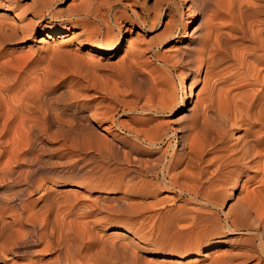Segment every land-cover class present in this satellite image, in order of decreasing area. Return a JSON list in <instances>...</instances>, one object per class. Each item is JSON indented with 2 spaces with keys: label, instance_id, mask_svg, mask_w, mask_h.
<instances>
[{
  "label": "bare ground",
  "instance_id": "bare-ground-1",
  "mask_svg": "<svg viewBox=\"0 0 264 264\" xmlns=\"http://www.w3.org/2000/svg\"><path fill=\"white\" fill-rule=\"evenodd\" d=\"M24 1L26 0H0V57L6 45L17 41L25 42L26 37H31L32 40L42 43V45H50L48 38L59 36L61 39L56 48L58 56L65 51L64 45L74 44L75 48L73 49H84L83 57L86 60H108L118 50L122 33L129 30L131 35H129L127 40L124 60L134 63L138 67H143V64L146 63L144 62V56L151 50L148 45L135 50L138 34H132V31L141 29L139 23L148 22L151 23V26H154L160 21L164 5L180 11L184 3L187 2L188 9L185 13V18L182 19V31H173L176 17L172 12H168L167 21L164 25L165 31L168 32L162 36L161 41L158 43L159 46L172 42L177 44L184 38L188 27L192 23L191 19L193 18H190L189 15L191 12L194 13L193 6L198 3V0H153L148 7L146 5L147 0H79L77 5L68 6L64 12L74 18L80 17L82 19L81 22L62 25L59 28L40 27L34 35V25L32 22H25L26 15L32 14V16H36L46 10L60 14V9V11L54 9V3L57 1L62 3L64 0ZM202 1L203 3L211 4L213 8L224 9V12L226 10L224 7L226 6L225 14L228 12L227 14L230 17H228L229 24L226 25L227 20L226 22L223 21L226 26H223L222 24L224 23L222 22H220L221 27L218 23L210 24L211 27L208 29L207 38L202 40V42H197V45L194 44L189 48L185 46L181 49L174 48L175 56L184 59L186 63V70L180 78V83L188 91L183 93L181 103L177 105V110L187 112L188 102L195 94L193 91L199 81L198 75L200 72L204 71L205 81L210 77L214 79V77L220 76L226 70L229 71L226 66L224 69L219 67L223 70H218L217 63H213V59L216 56L221 61L226 62L233 59L236 62L235 64L243 65V69L252 79L251 85L255 88L253 90L254 95L251 94L253 96L252 100L249 97L248 100L251 101L244 105L240 100V103L235 102L233 99L236 95L226 91L225 95L223 94L222 96L224 98L227 96L231 99L233 102L231 106L233 105L232 108L235 114L229 110L228 101L226 100L219 102L216 109H212L211 105H205L203 102L200 106L194 105V112L199 111L192 115L188 124H184L186 132H182L178 136L175 132L171 134L173 130H170L165 123H154L151 118H140L136 122V127L131 124L132 122L127 123L126 120H119L116 117L118 111H122V114L127 111L146 115L151 113L163 114L170 109V104L174 98L166 100L161 92L156 91L155 81L159 76H154V69L147 76L141 73L142 77L138 87L133 86L135 87L133 89H137V91L134 90L135 92L132 91L135 97L140 98L142 90L145 89V103L143 102L142 105H140L141 103L139 105H131L137 102L135 98L131 104L129 103L125 106L121 96L120 99L116 94L113 96L116 103H113V105L110 103L105 104L106 106H111L104 108V111H101L102 113L100 112L101 117L108 122V126H104V129L115 127L119 129L120 133L124 134L122 137L120 136V141L118 140L119 143L116 144L115 142H110V140L98 138L96 133L88 128L87 121H85L87 126L80 124L81 128L79 130L77 127V129L72 127L74 122L71 124L72 126H63L59 120L60 114L58 115L56 108L53 107L57 103L49 105L52 106L51 109L48 107L50 112H48L49 109H45L47 106L42 104L44 95L42 88H49L55 81L53 76L49 77L50 74H44L49 67L39 70L41 73L32 72L27 65L24 66L25 63H21V60L19 61L12 57L8 59V57L6 58L3 55L6 59L0 60V185L4 188V192L0 194V262L7 264H43L40 263L43 256L60 250L53 261L48 264H86V260L89 261V264L175 263L179 262L180 259H185L187 257L186 254L183 252L173 255L165 254L153 247L145 250L144 253L147 256L159 257V259L158 261L147 260V257L140 253L143 248L137 243H133L134 240L129 235V232L131 231L134 236H140L142 235L140 232L145 231L144 225H146V228L153 230L155 234L164 233L165 235L168 233L170 235L167 232L169 230L167 225H170L172 221L182 219L185 222L188 221V224L185 223L189 227H187L188 232L185 233L181 229L175 236L189 235V232H195L197 235L198 231L201 232L202 229H206L208 226L212 227V224L220 222H222V229L230 234L242 232L249 235L253 231L252 238L253 241H258L257 248L245 249L243 253L250 258H256V264H261L262 257L264 259V68L262 69L264 65L261 67V64H264V20H259L257 14L261 13L264 15V0ZM116 6L123 7V10L115 9ZM202 9L204 10V8ZM128 10L134 15V18L127 16ZM208 12L210 13L212 10ZM246 13H249V16L256 17L257 20L255 18L251 19L252 17H245L247 19L245 24L244 14L248 15ZM219 15L221 16V14ZM209 16L206 19H210ZM221 18H224V16ZM248 20L250 21L248 22ZM94 21L101 23L106 28L113 23L117 33L111 41L108 38L104 42L98 39L97 35L100 32V28ZM91 30L95 33L86 43L88 37H86L85 33ZM221 36L229 42L241 39L249 41L250 44H246L243 48L242 46L234 48L233 46L236 45L231 44L232 46L228 45L229 48H227L226 44L229 43L226 42L225 44L223 41L226 47L225 45L223 46L220 40ZM230 47L233 48L231 52H229L230 50L228 51V49H231ZM97 53H100V55ZM168 57L163 55L159 59L167 66ZM84 59L81 58V60ZM76 65L75 63V67ZM25 73L29 75V78L33 76L32 80H23L21 77ZM59 74L62 75L63 73ZM250 78L249 80H251ZM142 87L145 88L142 89ZM249 87L250 89L252 88L250 85ZM73 88L75 89V87ZM110 88L113 87L111 86ZM213 88L214 85L211 84L209 89L213 90ZM167 91L166 94H169L170 91ZM70 93H73L75 97L78 95V90L75 89L70 91ZM199 95V93L195 94L197 101ZM48 113H51V117L49 115L50 118ZM197 113L200 114L199 120H202L201 124L197 119ZM96 115L98 114H94V116ZM228 122L236 129L243 130V134H241L242 136L237 144L220 146L222 145V139L225 137V127ZM50 143L59 144L58 147L52 148L53 153H56V155L58 152L61 153V150L62 152L63 150L68 151V155L72 152H92L93 155L87 158L86 162L90 166L83 168L85 166L77 165V171L84 170V174L90 177H97L99 176L98 173H100L101 177L106 180L105 185L109 189L108 193L122 190L125 193L141 192L147 195L166 190L177 193L178 197L182 198L185 203H179L172 210H164L166 201L162 198H156L154 213L148 214L140 203H129L122 196L114 201L112 199L113 202L110 205L103 203V200L107 198L92 200L91 204L88 202L89 204L82 206V215L84 214L91 218L93 217L92 213L96 211L106 212L117 215L123 221L127 220V217H136L137 221L135 222L137 223H130L132 228L128 227V223L126 228L110 226L108 228L114 230V237L103 240L95 232L93 224L90 225L88 223H96L99 219H94L93 217L88 221L81 222V225L88 229H83L86 232L88 231V238L85 240L83 237L84 239L81 240H88V242L84 245H82V242L81 246L83 247L81 249L78 247L80 244L72 240V236L70 239L69 236H65L62 239L58 238V232H63L60 230L56 231L57 227L61 229L60 225L62 222L60 224L57 222L58 225L56 224L57 220L62 221V219L58 218L60 216L56 217L58 218L56 219L55 214L53 217L55 222H52L54 221L52 219H48L52 220L49 222L44 211H34L30 204L25 203L26 199L32 196L34 192L41 193L39 197L45 195L51 188L48 181L62 180L66 176L65 174H68V170L71 171L75 168L78 161L76 158L77 160L68 162L69 156L68 158L65 156L67 159L66 161L63 160L65 162L62 160H60L62 162L50 160L51 162L46 163L47 161L42 155L49 150L47 147ZM208 154L209 157L210 155L212 157L209 160L206 159V162H215L217 166H214V168L216 167L214 171L206 175L204 173L205 168H200L201 166L199 167V165L204 163L203 159ZM179 167L181 169H178ZM198 167L200 170H196ZM249 170L253 174H247V179L243 181L242 176ZM83 183L78 182V185L86 186L85 184L89 182ZM224 185L227 186L226 195L224 194L226 196L225 201L227 199H235L234 202L236 203L230 204L227 210L219 216V213L213 208L222 212L220 197L223 196V193L220 194L219 191L221 190L219 189L222 188L223 190ZM13 187H17V189L13 190ZM240 187L245 193L243 192L244 195L238 197L237 193L239 190L241 191ZM183 193L190 195L191 198H185ZM186 202L194 203L196 207H191L193 206L191 205L190 209H188L186 208L187 205H185ZM61 207L59 206V209ZM62 212L64 213V211ZM221 216L224 219L220 218ZM248 219L249 221L251 220L253 228L248 227L247 224L250 223ZM74 221H77V219ZM48 222L56 224L57 227L55 224L53 226L56 227L54 229L56 231L55 234L53 227ZM179 222L181 221L179 220ZM178 225L180 224L177 223ZM76 226L80 227L79 224H76ZM79 227H75V230L79 231ZM85 231H82V233ZM77 234L80 235V233ZM55 235L57 238H55ZM179 238L182 239V237ZM156 239L155 242H157ZM139 241H142V239H139ZM220 245L219 239L212 241L209 238H205L200 242H196L193 254L187 257V264H196L198 257H206L209 260L207 264H231V259L233 258L230 257L232 256L229 253L230 251L218 250ZM209 251L211 252L209 253ZM18 259L26 262H18Z\"/></svg>",
  "mask_w": 264,
  "mask_h": 264
},
{
  "label": "rangeland",
  "instance_id": "rangeland-1",
  "mask_svg": "<svg viewBox=\"0 0 264 264\" xmlns=\"http://www.w3.org/2000/svg\"><path fill=\"white\" fill-rule=\"evenodd\" d=\"M27 1H30V0H26L24 2H27ZM152 1L153 0H147L146 5L149 7V5H151ZM78 3H79V0H64V1H62V3H61V1H57L56 3H54V9H57V10L60 9L61 10V11L59 10L60 14L59 13L58 14L53 13L52 11H47V10L42 12V13H38L36 16H32V14H28L25 17V22L28 21L27 23H29V22L33 23V25H34L33 34L34 35L36 34L37 30L40 27L50 26L52 28H59L62 25H71V24H74L76 22L79 23L82 20V19H80V17H76L77 18L76 19V18L71 17L70 15H68L64 12L65 8H67L68 6L77 5ZM198 3H197V5L194 4V6H193L194 13L191 12L189 15L190 18H193V19H191L192 23L188 27V29L184 35V38L181 39L180 42L177 44L172 42V43H169V44L164 45V46L158 45V43L162 39V36L164 34L166 35V33L168 32V31L166 32L165 28H164V25L167 21V13L168 12H172L174 14V16L176 17V19H175L176 24L173 26V31L174 32H176V31L181 32L182 31V27H181L182 26V19L185 18V15H186L185 13L188 9V3L187 2L184 3L183 8L181 9L182 11L181 10L177 11V10H174L170 6L164 5L163 13L160 17V21L156 25L151 26V23H148V22L144 23V24L139 23L141 26V29H139V30L134 29V31H132V34H135V33L138 34V39L136 41L135 50H138L137 48H139V47L143 48L147 45L151 49L150 52L146 53V55L144 56L145 57L144 62H146V63L143 64V67H138L137 65L135 66L134 63H130L129 61L124 60V52L127 48V40L129 38V35H131V32L129 30L122 33L121 42H120V45L118 46V50L116 52H114L113 56L110 57V59H108V60H98V59H94L95 61L94 60H86L83 57L84 49L83 48L73 49V48H75L74 44L64 45L65 51L60 53V55L58 56L56 53V48H57V45L60 43L59 41L61 38H59V36H55L53 38H48L49 44L51 43L50 45H42V43H39L37 41L32 40L31 37H26V39H25L26 41L22 42V43L20 41H17V42L11 43L9 45H6L2 51L3 53H2V56L0 57L1 58L0 60H3V59L5 60L7 57H8V59L9 58L11 59V57H12V58H15L16 60L17 59L19 61L21 60L22 61L21 63H25L24 66L27 65L28 69L31 70L32 72L37 71V72L41 73V71H39V70H42V69L44 70V68L49 67L50 70L48 69V71H45L44 74H48V75L50 74L49 77L53 76V78H55L54 79L55 81L50 85L49 88H44V87L42 88V91L44 94L42 97V99H43L42 104H43V106H47L46 108L45 107L44 108L45 109H49V108L51 109L52 106H49V105H53L54 103H57V105H54L53 107L56 108L58 115L60 114L59 120L62 122L63 126L69 127V126L73 125L72 127L74 129L77 127L79 130V128H81L80 124H84L86 126L88 124V128L91 131H93L94 133H96L98 138L104 139L107 141L110 140V142H113V143L115 142L116 144L119 143L120 136L122 137L124 134L120 133L119 129H116L115 127H109L108 129H104V126H108V122L104 118L101 117V113L104 111L103 109L110 107L111 105H113V103H116V100L114 102L115 97H113L116 94L119 96V98L121 96L122 99L121 98L120 99L124 102L125 106L128 105L129 103L131 104L135 100V98H136L137 102H134L131 105H134V104L139 105L140 103H141L140 105H142L143 102L145 103L146 102V98H145L146 96H144V95H146V94H144L145 93V89H144L145 87H142V89H144V90L141 89L142 95L139 98V97H135V95H134L135 91L134 90L137 91V89H133V88H135L133 86L138 87V83L140 82V79L142 77L140 75L141 73H144L147 76V74L150 71H153V69H154V76H159L156 79L157 82L155 81L156 91L161 92L166 100H171L172 98H174L173 102L170 104V109L167 110L166 112H164L163 114L162 113L161 114L160 113H151V114H146V115H142V113H138V112H127V111L123 112L124 114H122V111H118L116 113V117L119 120H123V119L126 120L127 123L132 122L131 124L132 125L134 124L133 126L137 125L136 122H138L140 118H145V117L149 118V119L151 118L152 120H154V123H165V125L168 126L170 130L171 129L173 130V131H171V134H172V132H175L176 135L178 136L182 132H186L185 131L186 126H184V124H188L189 121L191 120L192 115L199 111L197 109L198 111L194 112V105L200 106V104H202V102H203L205 105L206 104L209 106L211 105L212 109L213 108L216 109L219 102L226 100V101H228L227 106H228L229 110H231V112H232L234 110L232 108L233 105L231 106V104H233V102L231 101V99L229 97L225 96L226 98H224V96H222V95L223 94L225 95V92L228 91V92H230V94L236 95V97L233 99L235 102L240 103V101H241L244 105H246L247 102L252 100L253 96H251V94L254 95L253 90L255 89L254 87H252V85H251L252 79L250 78V75H248V73H246V71L243 69V65L235 64L236 62L233 59H230V60L224 62V61L219 60V58L216 56L215 59H213V63L214 64L217 63L216 64L217 68L221 67L224 69L226 66V68L229 71H227V70L224 71L225 74L222 73L220 76L214 77V79H211L212 77H210V78L206 79L207 81L206 80L204 81V77H205L204 71L200 72V74L198 75L199 81L196 83V86H195L194 91H193L195 94H198V93L200 94L198 101H197V96H195V94H194V96L191 99H189L187 112L182 111V110L181 111L177 110L178 109L177 105H179L181 103V98L183 97V93H185V91L186 92H188V91H187V88L185 90V88H183V86L180 83V78L183 76L182 74L186 70V63H185L184 59H181L180 57L175 56V52L173 51L174 48L181 49L184 46L189 48L190 46H193L194 44L197 45V42H202V40L207 38L208 29H210L212 24L218 23L220 26V22L224 23V22H226V20H227L226 25L229 24L228 23L229 15L227 14L228 12L225 14V12L227 10L226 6L225 7L223 6L226 9L224 12L223 11L224 9L213 8L211 4L203 3L202 0H198ZM204 4L207 5L208 7L205 6ZM122 8L123 7H121V6L115 7V9H117V10H123ZM202 8H204V10ZM209 10L210 11L212 10V12L209 13L208 12ZM215 10H217L218 12ZM179 12H181V13H179ZM215 14L216 15L218 14V15L216 16ZM219 14H221V16ZM246 14H248V15L244 14V18L245 17L246 18L252 17L251 19H254V18L256 19V17H253L252 15L249 16V13H246ZM209 15H211V16H209ZM127 16L134 18V15L130 12V10L127 11ZM208 16L210 19H206V18H208ZM222 16H224V18H221ZM246 18L244 19V23L247 21ZM257 18L259 20L263 21L264 15L261 13H258ZM88 20L93 21L92 19H88ZM249 21L250 20H248V22ZM94 22H96V24L99 25V28H100V32L97 35L98 39L102 40L104 42L108 38L111 41L113 36L117 33V29L113 25V23L111 24L112 26L110 25V27L106 28L101 23H98L97 21H94ZM222 25L226 26L225 23ZM163 29H164V31H163ZM94 33L95 32H93V30L87 31L85 33L86 37H88V39H86V41H87L86 43H88L89 38L92 35H94ZM221 38L223 39L224 37L221 36ZM221 38H220V40H221V44L223 46L226 44V42L229 43V44H226L227 48H229V46H232V45H236V46H233L234 48L235 47L240 48L241 46L243 48L246 44L248 45V43H249V41H247V40L245 41V40H241V39L240 40L236 39L234 41L229 42L228 40L226 41L225 38L223 40ZM223 41L225 44H223ZM226 45H225V47H226ZM232 49L233 48L228 49V51L230 50L229 52H231ZM52 50H54V51H52ZM97 54L100 55V53H97ZM3 55L6 58L3 57ZM163 55L169 56L168 57L169 61L167 62V66L162 62L161 59H159L160 56H163ZM76 56H77V58H75ZM81 58L84 60H81ZM74 59H76V60L78 59V60L76 61ZM122 59H123V61H122ZM147 62H149V63H147ZM75 63L77 64L76 67H75ZM224 63H226V64H224ZM132 65L134 68L132 67ZM263 65L264 64H261V67ZM95 66H97V67H95ZM221 68H219L218 70H220ZM263 68L264 67H262V69ZM93 69H94V71H93ZM223 69H221V70H223ZM57 70H60V71H57ZM90 70H92V71H90ZM218 70H216V71H218ZM53 71H55V72H53ZM42 72H44V71H42ZM59 73H63V74L61 75ZM245 74H246V76H245ZM22 76L23 77H21V78H23V80H26V81H28V80L30 81V79L32 80V77H33V76H30V78H29V75L27 73H25V75L22 74ZM160 76H162V77H160ZM56 78H58V79L56 80ZM249 78L251 80H249ZM247 80H249V81H247ZM117 81L120 82L121 84L118 83ZM249 82H250L249 85L252 87L251 89L248 85ZM133 84H135V85H133ZM211 84L214 85L213 90L209 89ZM28 85H31V84H28ZM160 85H162V86H160ZM111 86L113 88H110ZM73 87H75V89L78 90V95H76L77 97L76 96L74 97V94L70 93V91L75 90ZM218 89H219V91H218ZM249 90H251V91H249ZM132 91H134V92H132ZM166 91L167 92L170 91L169 94H166ZM171 91H173L174 93ZM124 92L126 93V95ZM251 92H253V93H251ZM239 95H241V96H239ZM243 97H244V99H243ZM248 98L251 100H248ZM109 103L111 105L106 106ZM50 109L48 110V112H50ZM209 113H210V111H209ZM94 114H98V115L94 116ZM234 114H235V112H234ZM49 115L51 117V113H48V117H49ZM182 115H183V117H181ZM80 116H81V118H80ZM196 116H197V119L199 120L200 114L197 113ZM128 119H129V121H128ZM133 119H135V121H133ZM79 121H81V122H79ZM85 121H87V124H85ZM199 121L201 124L202 120H199ZM133 122H135V123H133ZM77 123L79 124V126ZM225 128H226V134H225V137L222 139L223 140L222 145H220V146H223V145H225V146L230 145L231 146L233 144H237L239 142V139L242 136L241 134H243V130L236 129L235 127L231 126L229 124V122L226 123ZM58 145L59 144H56V145L51 144V143L48 144L47 149H49V150H47L45 153H43L44 155H42V157L45 159V161H47L46 163L51 162L50 160H54V161H58V162H62L63 160L66 161L67 159L65 158V156H67V158L69 156V158L67 160L68 162L69 161L72 162V160L75 161L78 159V161L76 162L75 168H73V170H71V171L68 170V174L67 173L65 174L67 177L66 176L63 177L62 180H60V181H58V180L57 181L56 180L55 181L54 180L48 181V184L51 186V188L45 193V195H42L41 197H39L41 195V193L34 192V194L32 196H30L26 199L25 203L30 204L31 207L34 209V211H36V210L41 211V212L44 211L45 215L47 216V221H49V222L52 220H54L52 222H55V218L60 216L58 218L62 219V221L59 220L60 221L59 222L57 220L56 224H57V222L59 224L62 222V224L60 225L61 229H58V227L56 226L55 223H52V222L51 223L48 222V223L52 227L55 224V226L57 227L56 231L60 230V231L64 232V233L61 232L62 234L58 232V234H59V235H57L58 238L62 239L65 236L66 237L69 236V239H70V237L72 236L71 237L72 240H74L75 243L80 244V245H78V247L81 249L83 247V246H81L82 242H83L82 245H84V244H86V242H88V240L85 241L88 238V234H87L88 231L87 232L85 231L87 228L85 229V227L81 225V222L88 221L89 219H91L93 217H94V219H96V218L99 219V221L96 223H93V222H88V223L90 225L93 224L94 230L97 233V235L99 234V236H101V238L104 240L107 238L111 239L114 237V230L109 229L108 227L120 226L122 228H126L127 223H128V227L132 228V225L130 223L137 221L136 217H132V216L127 217V220L123 221V219H121L120 217H118L115 214L106 213V212H97V211L92 213L93 217H91V218L88 217L87 215H84V214L82 215V213H83L82 206L84 204H89V203L91 204L92 200L95 201V200H99V199L101 200V198H107L106 200H103L104 202L103 201L102 202L110 205L111 202H113L116 198L122 196V198L129 203H133V204L140 203L144 207V210L146 211V213H148V214L154 213V202H155L156 198L157 199L162 198L166 201V203L164 204V206H165L164 210L165 209L166 210L167 209L172 210L179 203H181V204L185 203V202H183L182 198L178 197L177 193L171 192V191H166V190H161L159 192L150 193L147 195H145L141 192L125 193L122 190H119L115 193H108L109 189L105 185L106 180H104V178L101 177L100 173H98L99 176L95 175L97 177H94V176L90 177V176H86L84 174V172H83L84 170L83 171H77L76 167H78L80 165L85 166L83 168H86V166H90V164L86 163V162L88 160L87 158H89L93 155L92 152H89V151H85V152H81V153L80 152H72V153H69V155H68V151L63 150V152H62V150H61V153L58 152L56 155V153H53L52 148L58 147ZM74 153H75V155H73ZM64 154H66V155H64ZM76 154H78V155H76ZM60 155H62V156H60ZM211 157H212V155H210V157H209V154H208L203 159L204 163L203 164L201 163L199 165V167L201 166L200 168H203V169L205 168L204 173L206 175H209L212 171H214V169L216 168V167L214 168V166H217L215 164V162H211V161L206 162V159L209 160ZM48 158H49V160H48ZM60 160H62V161H60ZM65 161H63V162H65ZM211 164H213V165H211ZM199 167L196 170H200ZM178 169H181V167H179ZM70 173H71V176H70ZM247 174L252 175L253 172L250 170L248 172H246L242 176L243 181L247 179V176H248ZM90 178L92 180H88ZM100 178H101V180H100ZM160 178H161V174H160ZM78 182H80V183L84 182L83 184H85L86 182H89V183H86L85 184L86 186H80V185H78ZM97 183H98V185L96 186ZM226 185H228V184H226ZM14 189H17V187H13V190ZM240 189H241V191L239 190V192L237 193L238 197L244 195L243 194L244 190L242 189V187H240ZM219 190H221V191H219L220 194L223 193V196L220 197L222 212L217 210V209H214V208H213V210H216V212H218L219 216H220L221 214H223V212H225L227 210V207L230 204L232 205V204H235L236 202H234L235 199H227V201H225L227 186L224 185L223 190H222V188ZM3 192H4V188H2L0 185V194ZM67 195H70V196H67ZM183 195L185 196V198H191V196L188 194L183 193ZM112 199H113V201H112ZM58 202H60V203H58ZM185 205H187L186 208H188V209H190L191 205H193L191 207H196V204L194 205V203H189V202L188 203L186 202ZM59 206L60 207L62 206V207L59 209ZM62 211H64V213ZM55 214H56V216L53 219ZM58 218H56V219H58ZM220 218L224 219L223 216H221ZM7 219H10V218H7ZM48 219H52V220H48ZM76 219H77V221H74ZM78 220H79V222H78ZM179 220L181 222H179ZM248 221H249V219H248ZM73 222L74 223L78 222L76 224H79L80 227L76 226V224H74ZM182 222L184 225L183 227H182ZM187 222L188 221L185 222V220H182V219L172 221L170 223V225H167L168 226L167 229H169V230H167V232H169L170 235H168V233H166L165 235H164V233H162V234L156 233L155 234V232L153 230H150L149 228L147 229L146 225H144L145 231L140 232V233H142V235H140L141 237L140 236H134V234L131 233V231L129 232V235L133 238L134 244L137 243V245H139L140 247L143 248L142 249L143 251H141L140 253L144 254V256L147 257V260L158 261V259H159V257L147 256L144 253L145 250H148V249L153 248V247L158 249L159 252H161V253L173 255V254H178L180 252H183L186 254L187 257H189L193 254V252L195 250L194 246H195L196 242H200L201 240H204L205 238H209V240H212V241H214L215 239H219V241L221 242V245L218 248V250L227 251V252L230 251L229 253H230V255H232L230 257L233 258V259H231V264H233V263H236V264H256V262H257L256 258H254V257L250 258V257L246 256V254L243 253V250H245V249H248V248L256 249L257 248L258 241L257 242L253 241V238H252V236L254 234L253 231L249 235L242 233V232H234V233L230 234L227 231H225L224 229H222L223 228L222 222H220V223H214V225L212 224V227L208 226L209 228L207 227L206 229H202L201 232L198 231L197 235L195 232H189L190 233L189 235L175 236V234H177V232H180L181 229H183L181 231H184L185 233L188 232L187 231V227H188ZM249 222H248L249 224H247V223L246 224L248 225L249 228H253V226H252L253 224H251V220ZM135 223H137V222H135ZM177 223L180 225L177 226ZM185 223H187V224H185ZM74 225H75V227L80 228L79 231L75 230ZM172 226H174V227L172 228ZM213 226H215V227H213ZM56 227L52 228L54 234L56 232L54 230ZM245 228H246V226H245ZM83 229H85V230H83ZM81 230L85 231V232L82 233ZM77 233H80V235ZM81 233H82V235H81ZM83 235H85L86 237ZM57 236L55 235V238H57ZM83 237L85 238V240L82 241L81 239H84ZM179 237H182V239ZM245 237H251L252 239L251 238H245ZM184 238H186V239H184ZM139 239H142V241H139ZM155 239L157 242H155ZM76 240H77V242H76ZM61 248H62V246H61ZM59 252H60V250L53 251V252H51V254L43 256L40 263L48 264V263L52 262L53 259L55 258V256ZM210 252L211 251H209V253ZM187 257L185 259H180L179 262L178 261L175 263L166 262L163 264H187V262H188ZM20 261L22 263L26 262L25 260L18 259V262H20ZM86 261H85V263L89 264L88 263L89 261L88 260H86ZM208 262H209V260H207L206 257H198V262L196 264H207ZM0 264H7V263L1 261ZM261 264H264L263 257L261 260Z\"/></svg>",
  "mask_w": 264,
  "mask_h": 264
}]
</instances>
